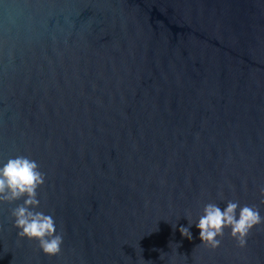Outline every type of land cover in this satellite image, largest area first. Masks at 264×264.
I'll return each mask as SVG.
<instances>
[{
	"label": "water",
	"instance_id": "water-1",
	"mask_svg": "<svg viewBox=\"0 0 264 264\" xmlns=\"http://www.w3.org/2000/svg\"><path fill=\"white\" fill-rule=\"evenodd\" d=\"M17 154L64 241L45 255L4 203L0 264H264V224L244 247L179 231L209 202L264 216V0H0V159Z\"/></svg>",
	"mask_w": 264,
	"mask_h": 264
},
{
	"label": "clouds",
	"instance_id": "clouds-1",
	"mask_svg": "<svg viewBox=\"0 0 264 264\" xmlns=\"http://www.w3.org/2000/svg\"><path fill=\"white\" fill-rule=\"evenodd\" d=\"M45 180L38 162L27 155L17 154L6 160L0 159V205L15 204L11 217L17 236L36 243L45 255L55 257L62 251L64 237L53 215L39 210L41 201L38 189ZM193 224L206 247H219L226 229L238 245L244 247L249 232L255 226L264 224V216L257 207L241 206L239 201L229 200L223 208L209 202L204 205L196 223L188 220L187 226L179 227L181 235L189 240L192 239L190 229Z\"/></svg>",
	"mask_w": 264,
	"mask_h": 264
}]
</instances>
